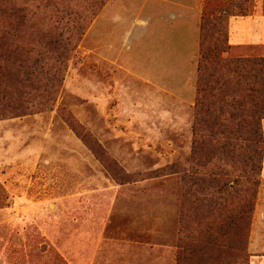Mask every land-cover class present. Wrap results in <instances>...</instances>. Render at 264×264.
<instances>
[{"label":"rangeland","instance_id":"374dc122","mask_svg":"<svg viewBox=\"0 0 264 264\" xmlns=\"http://www.w3.org/2000/svg\"><path fill=\"white\" fill-rule=\"evenodd\" d=\"M5 3L14 31L0 39V264H261L264 174L236 117L227 130L211 125L216 111L198 125L194 105L106 60L119 43L104 23L132 21L138 0ZM259 8L264 0L202 1L222 26ZM6 23L2 12L0 34ZM226 216L243 230L219 237L211 258L185 260Z\"/></svg>","mask_w":264,"mask_h":264},{"label":"crops","instance_id":"0c3cea01","mask_svg":"<svg viewBox=\"0 0 264 264\" xmlns=\"http://www.w3.org/2000/svg\"><path fill=\"white\" fill-rule=\"evenodd\" d=\"M202 1L138 0L139 14L132 21L104 23L112 27L105 29L107 39L112 36L119 43L112 53H105L106 60L121 76L167 93L176 106H193ZM227 23L229 49L224 57H264L262 8L243 16L230 15ZM113 40L105 43L108 46ZM133 47L136 52L128 53ZM139 69L153 72L143 76ZM261 172L263 176L264 158Z\"/></svg>","mask_w":264,"mask_h":264},{"label":"trees","instance_id":"16d2710c","mask_svg":"<svg viewBox=\"0 0 264 264\" xmlns=\"http://www.w3.org/2000/svg\"><path fill=\"white\" fill-rule=\"evenodd\" d=\"M7 1L0 0V15L5 12L8 20L0 34V39H4V41L10 39L14 31L12 21H10L12 8H4ZM246 14L248 13L239 10L232 15L243 16ZM213 18L214 16L209 15V12L203 9L196 65L195 117L198 120V125H206L208 114L216 111V117L212 118L211 125L223 126L224 130H227L228 123L223 121H227L229 117L227 115L235 116L237 119L235 127L240 132L241 147H245L251 152L253 163L256 159L259 160L255 168L260 172L263 162L261 124L264 121V57H224L223 53L229 49L227 34L229 17H226L223 26L222 23H211L215 20ZM222 19L224 20V15ZM229 109L233 110V113L229 114ZM221 116H224L222 120L217 119ZM226 143L227 141H224L223 145ZM232 220V217L226 216L221 220L216 230L207 227L201 233L199 242L195 244L200 247L197 250L199 254L190 249L188 253L184 254V259L211 258L205 250L221 247L220 241H218L219 237L231 233L235 227L239 232L243 230L236 221L232 222ZM244 245V240H240V238L237 239L236 244L232 245V250L237 257L241 255ZM225 248L229 249L230 246L226 245ZM221 256V254H217V257Z\"/></svg>","mask_w":264,"mask_h":264}]
</instances>
